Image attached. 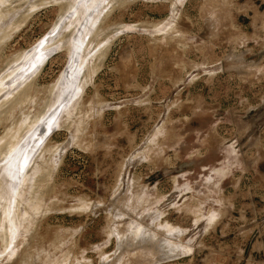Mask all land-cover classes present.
I'll return each instance as SVG.
<instances>
[{
	"label": "rangeland",
	"instance_id": "rangeland-1",
	"mask_svg": "<svg viewBox=\"0 0 264 264\" xmlns=\"http://www.w3.org/2000/svg\"><path fill=\"white\" fill-rule=\"evenodd\" d=\"M4 1L0 73L59 32L16 115L31 124L69 65L72 39L52 44L79 15L73 0ZM104 1L80 35L92 81L52 133L18 233L0 229V264H264V0H117L98 37ZM14 116L0 161L28 126Z\"/></svg>",
	"mask_w": 264,
	"mask_h": 264
},
{
	"label": "bare ground",
	"instance_id": "bare-ground-1",
	"mask_svg": "<svg viewBox=\"0 0 264 264\" xmlns=\"http://www.w3.org/2000/svg\"><path fill=\"white\" fill-rule=\"evenodd\" d=\"M82 1L83 0H77V1L73 0L70 3V6L68 7L67 11L66 10L64 11V12H66V14L69 11H72V16H73L74 12H76V11L78 12L79 23L76 26L74 25V28L72 31L73 34L70 33V34H66L64 36L62 34V37L59 36L57 38L58 39L57 42H54L52 44V45L55 44L54 46L58 47L60 44L63 45V43L66 42V41L64 42L65 39H67L68 43H69L70 38L72 39V40H70L71 48L67 47L68 48V54H70L69 65L67 66V68H66L65 72L62 74V76L59 77L57 82L52 86V89L50 92V94H51L50 102L47 104L46 108H43L41 110V112H40L41 114L38 116V118H36V120H33L34 122L32 121L31 124H28L30 122H26L27 120L25 121L28 124V126L23 131L21 130L22 134L21 135L19 134L20 136H19V138H17L18 140L15 141L14 143L11 142L13 140L12 139L13 137L11 138V135H10L9 140H11V139L12 140L9 142H11L12 144L10 145L9 149L6 151V155L4 154L5 151L3 152V154L5 155V158H4V160L0 161V199L2 200L3 194H5V196H6V193L9 194V206L7 205V202L3 205V208L5 210L4 211L5 214H3L4 213L3 211L2 212L0 211L1 212V214H0V229L6 227L7 229H9V233H18L19 227L21 225V224L19 225V219H20V215H21V206H22L21 200L26 197L25 194L28 192V190L31 191L30 188H36L37 184L40 181L39 178H43V176H41V173H40V171L42 169L39 171V168H40L41 163L44 160L43 158L49 152V147H51L50 146V144H51L50 140H51L52 133L54 132V130H57V129L60 130L62 128L61 122L67 116V114L70 112V110L74 106V104L77 102V97H78L77 92L82 90V88L85 86L86 83H87L86 85H88L89 80H91V79H89L91 77L90 75L93 72H95L94 70H92V68H90L89 63L87 62L88 58L85 57L86 55L81 54V52H82V49H81L82 46L81 45H83L82 43L84 42V39L81 38L80 35L84 34L85 29L87 30L89 28L88 27L89 23L90 24L93 23V19H91V15L93 14V12L95 10L94 6H95L97 0H94V2L91 4L90 7H88L89 4H87V2L84 3L86 10H87V13L85 14L86 16L84 18H83L84 12H83V9H81V5H82L81 2ZM116 1L117 0H111V1L105 0L104 1L105 3L101 5V7L104 8L105 4H107V3L109 5L111 4L110 7L108 8V11L106 12V15L104 16V19L102 20L101 25H99V27L97 29H95L96 30V32H94L95 36H98L97 33L102 32L103 31L102 29H105V27L103 25L107 23L105 21L107 20V18H109V16H111L112 9H113V7L115 8V5L117 4ZM0 3L4 4L6 2L4 0H0ZM73 3H75V6H73ZM101 7H99V9H101ZM84 10H85V8H84ZM98 11L99 10H96V12H98ZM64 12H63V14H65ZM96 12H94V13H96ZM68 19H71V18H68ZM74 22H73V24H75ZM82 23L83 24L86 23L84 27L81 26ZM170 28L168 27L166 30H168V29L170 30ZM118 30L120 31V29H118ZM53 31H54V29L52 30V32ZM56 32H57V34H54ZM58 33L59 32L57 30H55L53 33L49 34L46 38H44L33 50L29 51L28 54L24 55L23 54L24 52H23V53H21L22 55L20 54V55H17L16 57H14V60L12 59L13 61H11L9 64L6 63L7 65L3 68V70L0 73V78H1L0 79V100L1 99L3 100L4 97L9 95V94H13V95L11 98H9L10 97V95H9L8 97H6L3 100V102L0 103V119H2V117L4 115L5 116L7 115V122H9V120H8L9 117H12L14 115L16 116L17 114H21L23 112L22 109L25 106L32 104L29 102L35 96V94H37L35 82L37 81V78L40 75V72H41L40 69L45 65L47 59L54 52V47L53 46L51 47V45L48 43L51 40H53L55 38V36H58ZM52 34H54V35H52ZM94 35L92 36L93 38L91 40H89L90 42H92V40L95 39ZM99 36H101V34ZM50 37H53V38H50ZM68 38H69V40H68ZM89 41H88V44L90 43ZM88 44L86 45L87 47H88ZM106 46H108V45H106ZM63 50H65V49H63ZM98 53H96V54H98ZM97 57H98V55H97ZM95 60H96V56H95ZM85 62L88 63L87 66H85L86 65ZM2 67H3V65H2ZM83 67H85L86 69L83 72L84 74H82L83 76L81 77L80 74L82 73ZM6 70H8V71H6ZM7 73H9V74L5 75ZM79 79H80V82H79ZM24 82L25 83L28 82V83L25 84ZM23 83L25 85H23ZM2 87L4 89H2ZM17 89H19V90L16 91ZM13 90L16 92L13 93L14 92ZM46 94H48V93H46ZM81 100H82V98H81ZM32 102H34V101H32ZM39 102H37V103H39ZM31 109H33V108H31ZM27 110H30V109H27ZM76 110H77V106H76ZM78 111H79V109L77 110V113L80 114V112H78ZM34 112L32 111L33 114H34ZM37 113L38 112H35V114H37ZM30 115H31V112H30ZM19 116H22V115H19ZM19 116H16V117H19ZM21 118H20V120H18V122L20 123L19 125H21L22 123H25V122H22V123L20 122ZM27 118H29V117H27ZM34 118H35V116H34ZM72 118H73V116H72ZM74 118H76V117H74ZM12 120H14V118ZM30 121H31V119H30ZM3 122H5V121H3ZM69 122L70 121H68L67 124H70ZM23 125H21V128L23 127ZM6 127H7V125H6ZM63 127H64V124H63ZM9 133L14 134V132H9ZM15 133L17 134V131ZM14 138H16V137H14ZM5 141H6V139H5ZM4 147L6 148L7 146H4ZM37 171H39V172H37ZM44 172H42V173L44 174ZM20 184H21V188L19 189ZM27 196H28V194H27ZM35 196H36L35 190H34L33 194H29V198L32 197V199H34ZM26 199H27V197H26ZM32 199H30V200H32ZM26 202H28V201H26ZM169 232H170V230H169ZM5 242H7V241H5Z\"/></svg>",
	"mask_w": 264,
	"mask_h": 264
}]
</instances>
